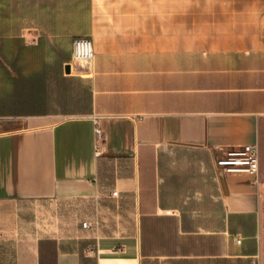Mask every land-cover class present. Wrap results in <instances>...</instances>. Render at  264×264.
I'll return each mask as SVG.
<instances>
[{
	"label": "crops",
	"instance_id": "crops-1",
	"mask_svg": "<svg viewBox=\"0 0 264 264\" xmlns=\"http://www.w3.org/2000/svg\"><path fill=\"white\" fill-rule=\"evenodd\" d=\"M2 120L0 264H264V0H0Z\"/></svg>",
	"mask_w": 264,
	"mask_h": 264
},
{
	"label": "built area",
	"instance_id": "built-area-1",
	"mask_svg": "<svg viewBox=\"0 0 264 264\" xmlns=\"http://www.w3.org/2000/svg\"><path fill=\"white\" fill-rule=\"evenodd\" d=\"M94 56L92 42L86 38H79L73 42L72 58L78 62H90ZM95 134L99 136L100 131L95 128ZM98 145V142H97ZM96 154H101L99 148H96ZM258 166V148L256 144L231 148L222 152L216 159V167L227 174L243 173L256 175ZM82 226L87 228L89 223L83 222ZM240 243V238L235 240Z\"/></svg>",
	"mask_w": 264,
	"mask_h": 264
},
{
	"label": "rangeland",
	"instance_id": "rangeland-1",
	"mask_svg": "<svg viewBox=\"0 0 264 264\" xmlns=\"http://www.w3.org/2000/svg\"><path fill=\"white\" fill-rule=\"evenodd\" d=\"M17 127L18 126L16 125V123L14 121L2 120V122H0V130H2V131H11V130L17 129ZM26 207L28 208V207H30V205H27ZM42 209H43V212L42 211L41 212L43 213V215L38 216V218L42 222H46L47 221V215H46L47 207L44 206Z\"/></svg>",
	"mask_w": 264,
	"mask_h": 264
}]
</instances>
